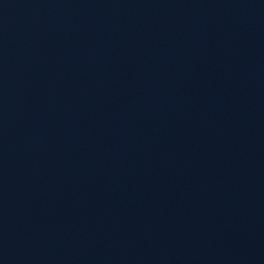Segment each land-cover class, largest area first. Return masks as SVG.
<instances>
[{
    "label": "water",
    "instance_id": "obj_1",
    "mask_svg": "<svg viewBox=\"0 0 264 264\" xmlns=\"http://www.w3.org/2000/svg\"><path fill=\"white\" fill-rule=\"evenodd\" d=\"M0 264H264V0H0Z\"/></svg>",
    "mask_w": 264,
    "mask_h": 264
}]
</instances>
